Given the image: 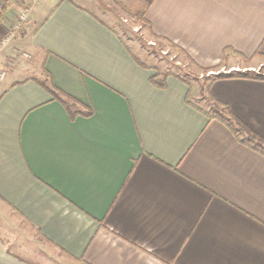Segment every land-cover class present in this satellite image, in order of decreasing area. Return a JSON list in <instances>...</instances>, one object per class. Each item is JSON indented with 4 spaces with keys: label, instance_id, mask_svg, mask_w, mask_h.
Returning <instances> with one entry per match:
<instances>
[{
    "label": "crops",
    "instance_id": "crops-1",
    "mask_svg": "<svg viewBox=\"0 0 264 264\" xmlns=\"http://www.w3.org/2000/svg\"><path fill=\"white\" fill-rule=\"evenodd\" d=\"M26 1L0 0V39ZM129 2L200 67L264 59V0ZM83 4L37 0L0 44V264H33L3 240L11 225L83 264H264V152L179 79L152 82ZM43 72L91 114L70 118ZM209 94L264 139V80Z\"/></svg>",
    "mask_w": 264,
    "mask_h": 264
},
{
    "label": "rangeland",
    "instance_id": "rangeland-1",
    "mask_svg": "<svg viewBox=\"0 0 264 264\" xmlns=\"http://www.w3.org/2000/svg\"><path fill=\"white\" fill-rule=\"evenodd\" d=\"M77 1L84 3L83 5L98 15L101 20L118 34L127 45L130 53L134 55V59L150 70L152 73L150 80L152 82L158 85H165L168 78L179 79L186 85L189 102L195 107L201 108L210 116H220L226 120L228 118L225 117L228 115L226 105L221 104L209 94V87L214 80L238 76L252 78L250 76H257L258 74L264 76V59H261L258 63L251 64L242 61L245 65L239 62V67L221 66L205 69L196 65L181 48L153 34L144 18L142 6L132 5L129 0ZM25 56L27 57V55ZM20 61L23 60L21 59ZM26 62L31 63L32 61L29 58V61L27 59ZM249 65L252 67H248ZM32 68L34 70V67ZM244 73L248 75H244ZM47 78L46 73L43 72V77L39 80L47 85ZM252 79L264 80V77ZM79 107V103L70 101L72 110L80 111ZM234 118H236L234 115L232 117L229 116L227 120L235 128L234 132L245 142L254 146V149L264 152V144L239 129L235 122L244 124L238 118L237 120ZM256 135L260 137L258 134ZM13 226L8 227H11L12 233L14 232L16 235L10 239L3 237V240L11 249H16L17 251L20 249L24 258L29 262L33 264H83L70 260L58 249L48 245L29 226L21 225L20 229H18L19 226L17 225H15L16 228ZM18 246L20 248L17 249Z\"/></svg>",
    "mask_w": 264,
    "mask_h": 264
},
{
    "label": "trees",
    "instance_id": "trees-1",
    "mask_svg": "<svg viewBox=\"0 0 264 264\" xmlns=\"http://www.w3.org/2000/svg\"><path fill=\"white\" fill-rule=\"evenodd\" d=\"M247 73H244V75H246ZM248 75V74H247ZM250 77H252V78H262V77H264V76H261V75H257V76H250ZM40 84L51 94V96H52V98L53 99H56V100H58L62 105H63V107L65 108V110H66V112L68 113V115L70 116V118H73L74 116H76L77 114H82V115H85V116H88V115H90L91 114V109H87L85 112H81V111H78V110H72L71 108H70V101L71 102H73V103H78V101L75 99V98H73V97H71L70 95H67V94H65V93H63L62 91H60L59 89H57L55 86H53V85H50V86H48V85H46V84H44V82H42V81H40ZM226 112H227V114L229 115V116H233L232 114H231V112L228 110V109H226ZM228 115H226L225 117H228L229 118V116ZM216 117H218L219 119H222L223 120V118L222 117H220V116H216ZM228 118H227V120H228ZM234 119H236V118H234ZM237 120V119H236ZM225 121H226V119H225ZM235 123H237V127L239 128V129H242L243 131H245V133H248V134H250L251 136H253V138H255V139H258L261 143H263L264 144V140L263 139H261L260 137H258L253 131H251L249 128H247L246 126H244V125H242V124H240L239 122H235ZM228 125L232 128V130L233 131H235L234 129L235 128H233V126H232V124L231 123H228ZM235 133V132H234ZM236 134V133H235ZM242 141H244L243 139H241ZM252 146V145H251ZM252 147H254V146H252ZM263 152V151H262Z\"/></svg>",
    "mask_w": 264,
    "mask_h": 264
},
{
    "label": "built area",
    "instance_id": "built-area-1",
    "mask_svg": "<svg viewBox=\"0 0 264 264\" xmlns=\"http://www.w3.org/2000/svg\"><path fill=\"white\" fill-rule=\"evenodd\" d=\"M37 0H27L20 8L15 23L9 28L8 32L1 37L0 44L2 46L7 45L11 42V40L15 37L16 31H18L23 25H26L28 22V14L32 7V5ZM26 55V54H24ZM14 64V60L9 59L6 61V66H12ZM5 71L0 73V77L4 75Z\"/></svg>",
    "mask_w": 264,
    "mask_h": 264
}]
</instances>
